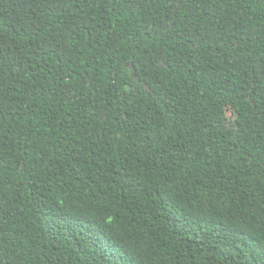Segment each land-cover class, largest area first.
<instances>
[{"label": "trees", "instance_id": "16d2710c", "mask_svg": "<svg viewBox=\"0 0 264 264\" xmlns=\"http://www.w3.org/2000/svg\"><path fill=\"white\" fill-rule=\"evenodd\" d=\"M264 0H0V264H264Z\"/></svg>", "mask_w": 264, "mask_h": 264}, {"label": "snow or ice", "instance_id": "6c2138e0", "mask_svg": "<svg viewBox=\"0 0 264 264\" xmlns=\"http://www.w3.org/2000/svg\"><path fill=\"white\" fill-rule=\"evenodd\" d=\"M187 2H188V0H174L175 7L177 8V10L182 8L184 6V4ZM262 251H264V250H262Z\"/></svg>", "mask_w": 264, "mask_h": 264}]
</instances>
